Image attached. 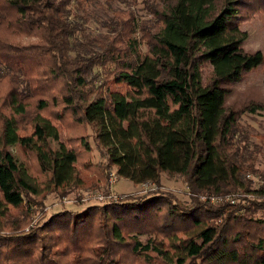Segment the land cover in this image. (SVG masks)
<instances>
[{
	"label": "trees",
	"instance_id": "obj_1",
	"mask_svg": "<svg viewBox=\"0 0 264 264\" xmlns=\"http://www.w3.org/2000/svg\"><path fill=\"white\" fill-rule=\"evenodd\" d=\"M95 4L0 0V264L154 257L167 264H264V218L255 217L264 212V187L254 190L246 179L258 174L257 154L244 144L240 112L226 106L231 88L264 67V52L244 50L240 28L242 9L264 0H169L148 4L146 21L113 11L108 33L84 36L85 44L77 35ZM247 108L264 113V104ZM87 129L105 160L103 168L81 165L86 176L95 175L91 185L77 167L86 162L87 144L61 139L62 132ZM12 147L30 153L37 173L61 195L71 184L107 191L114 171L135 186H157L163 174L183 176L199 198L188 207L161 193L88 204L21 231L35 204L23 207V197L36 187ZM237 191L261 201L247 200L244 209L210 202ZM146 232L153 237L142 242Z\"/></svg>",
	"mask_w": 264,
	"mask_h": 264
},
{
	"label": "rangeland",
	"instance_id": "obj_2",
	"mask_svg": "<svg viewBox=\"0 0 264 264\" xmlns=\"http://www.w3.org/2000/svg\"><path fill=\"white\" fill-rule=\"evenodd\" d=\"M167 1L169 0H116L110 5L108 3L106 4L105 0H97V4L89 8L91 17L88 22L84 23V34L77 35V41H81L86 44L87 40H84V36L86 38H92L93 40L95 37H98V35H106L108 33L107 26L109 21H112L113 11L124 13L121 16H126L127 13H133L138 21H146L150 19V16L145 10L147 9L148 4H152L154 5V8H156L157 6L165 4ZM253 5L255 4H251L250 7ZM241 13L243 15V21L240 28L245 33L243 43L244 50L249 53L256 51L264 52V5H260L259 7H254L251 9L243 8ZM142 50L144 51L145 49L143 48ZM95 73H101L100 69H95ZM100 78L102 79V74H99V80L97 82L101 81ZM256 103L264 104V67L245 74V76L241 78V81L236 83L231 88V92L226 103V106L229 109H232L238 113L240 112L238 116V124L240 129L243 130V133H245L248 137V141L244 144L250 152H255L257 154L255 168L258 171V174L246 175V179L252 182L251 185L252 189L254 190H257L259 187H264V113L262 111L253 113L249 110H243L249 107L251 104ZM81 137L83 138L80 139ZM69 138L76 139L72 142V145H76L80 142V140H83V142L88 146L89 153L86 154L88 156L83 158V160L86 162H79L77 167L79 166V170L81 174H83V181L86 184L91 185V180L95 179L96 177L95 175L92 176L91 174L86 176V174L82 171L83 169L81 168V165L88 163L87 168L93 165L103 168L105 166V160L102 157V153L97 151L98 149L90 129H87L86 131L76 130L62 132L61 139L66 144L67 141H69ZM76 148L79 149V146H76ZM11 151L15 155L19 164L23 166L25 165L27 167V173L29 172V174L35 178L33 181H29L26 178L29 183L36 187V193L23 197V207H25L28 202H33L35 204H29V209H31L30 211L32 212L31 221L29 225L21 231L27 232L31 228L39 227L41 221L43 222L47 220L51 215L62 210L77 212L85 209L88 204H98L95 203L94 200H91L98 195L107 196L108 194H114L118 198L138 199L141 197L149 198L154 194L161 193L169 196L171 200L175 201V204L184 207L192 205V199L199 198L190 193L187 185L185 184V177L178 175L170 177L166 174L161 176L160 184L156 186L155 190H147L153 194L148 193L145 196L143 192H141V185L135 186L130 181L119 178L113 185H111L108 180V189L104 192L95 189L85 190L71 184L65 189H61V191H63L62 193H64L61 195L59 191H54L53 187L49 186V183L46 182L47 178L45 175L43 177L37 173L34 157L30 153L28 154L26 151L18 147H12ZM111 174H115V172L112 171L110 174H108L109 179ZM228 193L234 197V201L236 204L240 205V208H243V204H246L247 200L255 202L261 201L253 194L244 193L243 191ZM84 200L87 202H83ZM200 200H202L201 196ZM211 203L213 205L217 204L215 200ZM255 217L264 218V212H257ZM160 222V218H158L156 223L159 224ZM162 232L165 235L168 230L163 229ZM155 236L156 235H154V238ZM152 237L153 234H151V232H146L144 235L139 236V239L142 242H145L147 238ZM129 264L167 263L159 258L154 257L149 258V260L132 259L130 260Z\"/></svg>",
	"mask_w": 264,
	"mask_h": 264
},
{
	"label": "built area",
	"instance_id": "obj_3",
	"mask_svg": "<svg viewBox=\"0 0 264 264\" xmlns=\"http://www.w3.org/2000/svg\"><path fill=\"white\" fill-rule=\"evenodd\" d=\"M251 176V175H250ZM117 176L115 174H111L110 175V179H109V182L111 183V185H113L114 183H116L117 181ZM142 191L143 193L147 192L148 189L150 190H155L156 189V186L155 185H150V184H142ZM124 198H118L116 195L114 194H108L107 196H103V195H98L97 197H94L92 198L91 200H94L95 203H98V204H106V203H110V202H116L118 200H123ZM201 199L205 200L204 197H201ZM216 201V203H230V204H235L236 202L234 201V197L228 193V194H225L224 196H220V197H212L210 198V202L212 201ZM83 202H87L86 200H84Z\"/></svg>",
	"mask_w": 264,
	"mask_h": 264
}]
</instances>
